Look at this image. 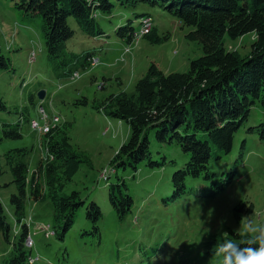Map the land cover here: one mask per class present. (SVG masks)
Masks as SVG:
<instances>
[{"label": "rangeland", "instance_id": "374dc122", "mask_svg": "<svg viewBox=\"0 0 264 264\" xmlns=\"http://www.w3.org/2000/svg\"><path fill=\"white\" fill-rule=\"evenodd\" d=\"M14 1L17 0H0V48L11 61L10 70L0 71V98L7 109L0 110V127L3 122H19L18 113L23 109L27 111L28 121L19 122L20 138L0 142V157L9 148L30 149L27 164L30 175L43 155L38 137L48 131L42 127L37 135L28 127L30 120L41 125L38 119L42 107L49 114H45L46 122L53 128L56 124L49 119L52 113L59 115L71 123L67 134L69 143L90 160V167L81 164L62 192H78L84 204L93 201L101 212L96 223L97 233L91 234L90 225L84 219V205L81 206L71 228L59 241L41 232L44 228L45 233H51L50 203L26 201L25 219L31 218L25 221L32 242L29 256L38 258L33 264H220L215 255L220 239L230 232L247 237L252 226L264 225V140L246 131L264 121V112L257 105L250 107L246 121L234 133L229 153L218 161L208 162L206 172L210 180L187 177L184 185L186 192L191 190V193L172 202L167 198L171 191L170 175L187 160L177 146L161 145L150 137V160L157 162V166L150 168L142 162L132 172L129 169L113 171L108 165L127 140L128 127L123 121L105 118L95 111L94 103L110 94L132 92L149 63L164 74L187 71L188 62L202 55L196 42H188L183 37L191 28L182 26L157 7L140 4L121 8L114 4L109 15H98L96 22L105 36L93 41L68 18L67 25L73 35L65 43V52L81 54L91 50L98 65L77 68L75 80L56 78L45 57L39 18L23 17L14 7ZM138 13H147L151 26L160 36L168 34V40L149 45L140 39L138 35L150 29L145 30L141 22L150 20L140 18L138 28L134 17ZM127 19L137 32L133 42L125 46L114 37L109 22L121 26ZM253 40V32L234 40L226 35L222 37L224 49L237 51L242 57L249 53ZM125 48L127 53L123 52ZM31 50L35 60L29 65L26 57L28 60ZM39 90L44 91L41 101L35 97ZM28 94L34 96L32 104L28 102ZM229 172H233L230 183L211 194ZM10 180L6 170L0 184ZM117 181H123L132 199L130 210L122 220L116 218L106 196L107 186ZM13 191L11 185L1 187L2 201L7 202L8 194ZM249 206L251 212H246ZM16 231L13 225L9 242L0 233V264H5Z\"/></svg>", "mask_w": 264, "mask_h": 264}, {"label": "trees", "instance_id": "16d2710c", "mask_svg": "<svg viewBox=\"0 0 264 264\" xmlns=\"http://www.w3.org/2000/svg\"><path fill=\"white\" fill-rule=\"evenodd\" d=\"M114 4L121 8H134L140 4L160 8L182 26L191 28L183 37L188 42H196L202 51L200 57L188 62L187 71L182 73L164 74L149 63L144 74L134 83L132 92L110 94L93 105L95 111L105 118L123 121L128 127L127 140L108 162L111 170L135 172L142 162L150 168L157 166V162L150 160V137L158 144L177 146L186 156L184 164L170 175L171 191L167 198L172 202L191 193V190L186 192L184 185L187 177L210 180L206 172L208 162L218 161L229 153L233 135L246 121L250 107L257 105L264 112V0L14 1V7L23 17L39 18L45 57L56 78H70L77 68L83 70L89 66L87 59L93 56L91 50L81 54L65 52V43L73 35L67 19H73L87 38L96 41L105 36L96 19L99 14L109 15ZM134 17L138 28L140 18L151 21L147 13L134 14ZM136 32L130 19L113 28L114 37L125 46L133 42ZM249 32L254 33V40L246 56L224 49V35L234 40ZM168 38V34L160 36L154 26L140 37L149 45L162 44ZM10 63L0 48V71L10 70ZM27 98L32 104L34 96L28 94ZM82 101L85 103V99ZM0 110H7L1 98ZM18 114L19 122L28 121L26 109ZM19 122H3L0 142L20 138ZM70 128V122L62 121L38 137V144L46 150L47 158L44 161L39 158L30 175L27 172L30 149L9 148L0 157V177L6 170L11 175V180L0 184V188L10 185L14 188L8 194L7 202L0 198L3 239L9 242L13 225L18 227L13 233L5 264L28 263L32 244L30 247L25 245L28 237L25 221L31 219H25L26 201L50 203L51 231L49 227L48 231L56 240L62 241L83 205L90 233H97L96 223L101 218L99 207L93 201L84 204L76 191L62 192L81 164L90 167L88 156L69 143L67 134ZM246 131L264 140V121ZM232 176L233 172H229L219 185L214 186L211 194L225 188ZM106 190L111 210L118 220H122L132 204L125 184L117 181L109 184ZM245 211L251 212V206ZM244 239L246 236L230 232L219 240V244L228 240L243 244Z\"/></svg>", "mask_w": 264, "mask_h": 264}, {"label": "clouds", "instance_id": "9594fccd", "mask_svg": "<svg viewBox=\"0 0 264 264\" xmlns=\"http://www.w3.org/2000/svg\"><path fill=\"white\" fill-rule=\"evenodd\" d=\"M215 255L220 264H264V225L252 226L243 244L233 240L219 244Z\"/></svg>", "mask_w": 264, "mask_h": 264}, {"label": "bare ground", "instance_id": "6f19581e", "mask_svg": "<svg viewBox=\"0 0 264 264\" xmlns=\"http://www.w3.org/2000/svg\"><path fill=\"white\" fill-rule=\"evenodd\" d=\"M149 19V18H148ZM141 25L144 27V29L145 30H148V28L149 27H151V21H142L141 22ZM147 33V31L145 32V33H142L141 32V34H146ZM134 36V35H133ZM139 37H141L142 35H138ZM34 60H35V54H34V51H30L29 52V54H28V60H27V62H28V64L29 65H31V64H33L34 63ZM96 61H98L94 56H91L90 58H88L87 59V62H96ZM78 78V76H75L74 77V79H72V80H75V79H77ZM39 112H40V114H41V116L43 117V119H44V121L46 122V121H48V119H47V117L45 116V114H47L46 112H45V110L42 108V107H40L39 108ZM53 114V116L49 119V121H54L55 122V124L57 125L58 123H60V122H62L63 120L62 119H60V117H59V115H57V114H54V113H52ZM47 115H49V114H47ZM40 119V118H39ZM30 122H31V120H30ZM52 124H50L49 123V126H43V128H45V130L47 131H49L50 129H53V128H51L50 126H51ZM47 131V132H48ZM46 132V133H47ZM39 133H40V131H39ZM42 157H41V159L40 160H46V150H44L43 148H42ZM28 259L30 260V257H28L27 258V261H28Z\"/></svg>", "mask_w": 264, "mask_h": 264}, {"label": "built area", "instance_id": "2783aa9c", "mask_svg": "<svg viewBox=\"0 0 264 264\" xmlns=\"http://www.w3.org/2000/svg\"><path fill=\"white\" fill-rule=\"evenodd\" d=\"M133 37H134V36H133ZM123 52H124V53H127V52H128V49L125 48V49L123 50ZM88 64H89L90 67H94V66H97V65H98V61H96V62H88ZM75 76H78V74H77L76 72H74V73L71 75L70 79H74ZM38 120L41 122V125H39L38 122H37L36 120H31L30 124L28 125V127H29L32 131H35V132L37 133V135L39 134V131L41 130V128H42L43 126H48L49 123H50V122H45L42 116H40V119H38ZM46 158H47V154H46ZM30 220H31V219H30ZM27 221H29V218L27 219ZM41 232H42L43 234H46V235H44L45 237L49 236L48 233H45L44 228H43V230H41ZM27 243H28V245H27ZM31 244H32L31 240L29 239V237H27L26 240H25V245H26V247H30ZM36 261H38V258H37V257H35V258H31V257H30V264H33V263L36 262Z\"/></svg>", "mask_w": 264, "mask_h": 264}, {"label": "water", "instance_id": "95a60500", "mask_svg": "<svg viewBox=\"0 0 264 264\" xmlns=\"http://www.w3.org/2000/svg\"><path fill=\"white\" fill-rule=\"evenodd\" d=\"M35 97L38 101H41L44 97V91L39 90L38 92H36Z\"/></svg>", "mask_w": 264, "mask_h": 264}, {"label": "crops", "instance_id": "0c3cea01", "mask_svg": "<svg viewBox=\"0 0 264 264\" xmlns=\"http://www.w3.org/2000/svg\"><path fill=\"white\" fill-rule=\"evenodd\" d=\"M116 23H117V22H116ZM116 23H115V24H112V23L109 22V24L111 25V29L114 28L115 25H117ZM96 41H97V40H96ZM119 42H120V41H119ZM136 43H137V42H136ZM136 43H135V45H136ZM121 44H123V43L121 42ZM140 46H141V44L138 43V47H137V48H139ZM116 80H117V83L120 84L119 79L117 78ZM101 86L103 87V85H101Z\"/></svg>", "mask_w": 264, "mask_h": 264}]
</instances>
